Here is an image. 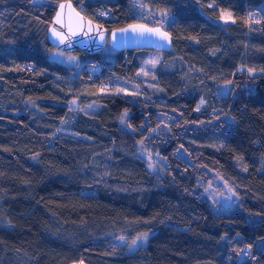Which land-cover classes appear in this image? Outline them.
<instances>
[{
	"label": "trees",
	"instance_id": "obj_1",
	"mask_svg": "<svg viewBox=\"0 0 264 264\" xmlns=\"http://www.w3.org/2000/svg\"><path fill=\"white\" fill-rule=\"evenodd\" d=\"M61 1L0 0V264H264V0H71L108 31L160 18L173 42L153 89L137 77L151 49L51 59ZM120 83L140 92L92 95ZM85 90L100 107L72 111ZM141 146L166 161L157 175ZM209 172L237 209L201 196ZM127 232L152 234L132 252L107 235Z\"/></svg>",
	"mask_w": 264,
	"mask_h": 264
},
{
	"label": "rangeland",
	"instance_id": "obj_2",
	"mask_svg": "<svg viewBox=\"0 0 264 264\" xmlns=\"http://www.w3.org/2000/svg\"><path fill=\"white\" fill-rule=\"evenodd\" d=\"M136 1L138 3L140 2V0H136ZM136 1H132V5L135 6L137 10H139L140 8H138ZM136 17L141 19L144 24L150 23L151 26H155V25H152L153 24L152 21L154 20V18L157 21L156 25L161 26L160 24H163L160 18L154 17L149 11H144L143 16L136 14ZM106 45L111 46L109 42L107 41L104 47L102 48V50L100 51V55L111 58V54L113 52L111 49H108L107 47H105ZM111 48L114 49L112 46ZM48 54L51 59L59 63L77 66L76 70H79L82 64V62L77 60V57L73 55V52H64L56 48H53L49 51ZM160 59H161V54L159 52L151 51L146 54L137 72V77L141 81L142 86H145L146 88H149V89L155 88L156 84L154 81V75H155L154 72L157 69V65ZM239 69L242 70V68L240 67ZM249 70L250 69H247L246 71L250 76L260 74L255 70H252V69H251L252 71H249ZM113 89L114 90H104V89L99 88L92 95L94 96H107V95H116V94L126 95L130 92L138 93L139 91L138 88L136 87L133 88L130 85H126L124 83L118 84V86H115V88ZM89 96L91 95L88 93L87 90H85V93H83V95H82V92L80 91H79V94H75L74 97L69 102L70 103L69 105L72 111L78 110V109L80 110V108L82 109V111H88V110L93 111V110H96L98 106L100 107V105L95 103V101L93 100H89L88 103L86 102L83 103L81 101V98L85 100L86 97L88 100ZM203 100L204 99H200L198 101V103L196 104V109L202 108L206 104V101H203ZM201 101H203V103H201ZM27 104L29 105V107L33 109L34 106L30 101H27ZM157 118L163 119L162 121L164 123L171 120V118L161 113H158ZM158 127L166 128L165 124H162V126H158ZM158 127L153 129V132L157 133ZM55 131H56V134H63L69 137L79 139L77 136H75L72 133L67 121L61 120L58 123ZM137 154L140 158L144 160L147 169L153 174L157 175L158 171L162 170L163 167L166 165V161L164 159L157 157V156H151L149 153H147V151L142 149V146H141V149H139ZM179 155L183 157H187L185 151L182 149L179 150ZM209 177H210V180L206 182L201 181L199 183V186L201 189L200 191L201 196L209 202L211 209L215 213H220V212L229 213V212H232L233 208L237 209L236 207L237 202L235 200V194L233 192L232 185L227 180H225L223 177H221L215 172H209ZM144 234H146V236ZM150 234H152V232L134 233V234L130 232H127L124 234L110 233L107 235L110 239H113L114 242H117L120 248L121 249L123 248L125 252H132L139 245H145ZM138 237L140 239H137ZM133 241H136V242L133 243Z\"/></svg>",
	"mask_w": 264,
	"mask_h": 264
},
{
	"label": "water",
	"instance_id": "obj_3",
	"mask_svg": "<svg viewBox=\"0 0 264 264\" xmlns=\"http://www.w3.org/2000/svg\"><path fill=\"white\" fill-rule=\"evenodd\" d=\"M61 5L64 7L61 8ZM129 25H143L148 29L158 28L161 32L167 33V39H161L155 33L132 31ZM121 29L129 30L120 31ZM53 30L64 37L63 42H61V36L55 35ZM46 38L48 43L58 50L64 52L80 50L87 54L100 52L107 41L117 51L151 49L161 52L169 51L173 42L171 33L158 25L149 26L140 22H132L108 31L102 24L83 15L71 0H63L57 5L47 28ZM67 264L89 263L79 260Z\"/></svg>",
	"mask_w": 264,
	"mask_h": 264
},
{
	"label": "snow or ice",
	"instance_id": "obj_4",
	"mask_svg": "<svg viewBox=\"0 0 264 264\" xmlns=\"http://www.w3.org/2000/svg\"><path fill=\"white\" fill-rule=\"evenodd\" d=\"M211 7V5H209ZM61 8L64 7V5H61L60 6ZM59 13L57 14V16L59 17ZM59 22V20H58ZM129 29H131L132 31H141V32H150V33H155L157 35L160 36L161 39H167V33H163L160 31V29L156 28V29H148L146 28L145 26L143 25H129ZM129 29H121L120 31H128ZM54 31V34L57 35V36H61L60 33H56L55 30ZM63 39L64 37L61 36V42H63ZM249 71H252L251 69ZM201 103H203V101H201ZM146 236V234H144ZM137 239H140L139 237ZM136 241H133V243H135Z\"/></svg>",
	"mask_w": 264,
	"mask_h": 264
}]
</instances>
